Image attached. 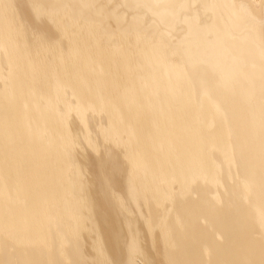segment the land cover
Here are the masks:
<instances>
[{
	"label": "bare ground",
	"instance_id": "1",
	"mask_svg": "<svg viewBox=\"0 0 264 264\" xmlns=\"http://www.w3.org/2000/svg\"><path fill=\"white\" fill-rule=\"evenodd\" d=\"M22 1L67 50L0 0V264H264V0Z\"/></svg>",
	"mask_w": 264,
	"mask_h": 264
},
{
	"label": "water",
	"instance_id": "2",
	"mask_svg": "<svg viewBox=\"0 0 264 264\" xmlns=\"http://www.w3.org/2000/svg\"><path fill=\"white\" fill-rule=\"evenodd\" d=\"M165 1H167V4H169V2L173 0ZM16 4L21 13L18 19L13 20L20 35H24L28 42L33 41L38 45L44 44L48 47L55 46L60 50L61 48H63L64 51L67 50L64 43L65 40H67L66 38L62 39L58 36V32H56L55 29H53L51 26L41 23L34 15H32V9L30 6L26 5V3H24L22 0H16ZM23 18H26L33 27L30 32L28 31L26 23L22 20ZM41 50L42 48H39V51ZM38 67H40L39 64ZM37 76H40L39 73H37ZM91 154L92 152H90V150H80V154L78 155L79 159L81 157L85 159V162L82 165L83 167L86 166L89 169H125L124 161L122 157L117 154L116 149L111 150L109 154H106L104 149L101 148L100 151L95 154V157ZM7 262L8 260L5 259L3 264H9Z\"/></svg>",
	"mask_w": 264,
	"mask_h": 264
}]
</instances>
